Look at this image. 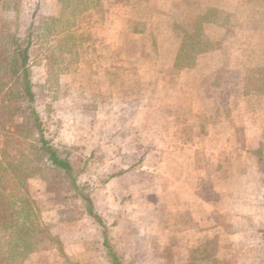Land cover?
Returning a JSON list of instances; mask_svg holds the SVG:
<instances>
[{
	"label": "rangeland",
	"instance_id": "374dc122",
	"mask_svg": "<svg viewBox=\"0 0 264 264\" xmlns=\"http://www.w3.org/2000/svg\"><path fill=\"white\" fill-rule=\"evenodd\" d=\"M199 1L0 0V96L20 111L3 128L0 102L19 212L0 220V264H111L41 137L80 171L121 264L182 261L189 231L190 264H264V0ZM26 47L33 100L12 71ZM7 164L33 171L28 193Z\"/></svg>",
	"mask_w": 264,
	"mask_h": 264
},
{
	"label": "trees",
	"instance_id": "16d2710c",
	"mask_svg": "<svg viewBox=\"0 0 264 264\" xmlns=\"http://www.w3.org/2000/svg\"><path fill=\"white\" fill-rule=\"evenodd\" d=\"M2 1L5 4L4 6H7V4L10 2V0H2ZM10 58L8 57L7 53H5L2 56H0V63L8 61V59ZM28 61H29V54H28V47H26L25 49H21L20 53H18V55H14L13 59H11V63L13 65L12 71L17 73L18 71L22 69V71L25 73L24 80H25V87L27 89V94L29 95L30 100H33L34 93L31 92L32 84L28 76L29 75V69L27 67ZM2 85L4 86L6 85V83H0V91L3 90ZM10 95H12V91L8 93H4V95L0 96V100H1L0 102H1V105H3L2 110L6 109L5 110L6 111V117H5L6 121L2 119L3 128H6V126L8 125H14L13 118H15L16 114L20 112V111L18 112V106H16L15 108L16 110H15L13 109V107H9L10 105H7L6 103H4L6 98L7 99L10 98ZM41 125L42 123L40 121H37V126L39 128L41 127ZM23 126L24 127L27 126V121L24 122L23 125H21L20 127H23ZM5 151H3L4 154H6ZM38 152H40L41 157H44L45 155H47L48 156L47 159L51 161L50 166L52 165L53 167H56L57 169H59V171L63 170L64 175H66L70 179V182H69L70 184H68L69 185L68 192H70V194H72L73 198L75 197L76 200L81 199L82 200L81 204L84 207L85 211L88 213L90 217H92L98 222L100 228L103 231L104 240H105L104 245H105V248L108 249V254L111 258V264H121L122 255L120 254V252L118 253V251L112 245L113 243L111 244L110 242V239H112L111 238L112 231H110L108 227L105 225L106 220L103 217V215L100 214L96 210L95 205H94V196L91 195L90 191H87V193L84 191V189H88V188H85L86 185H80L77 182V175L79 174L80 171H75L72 162L67 157L61 154V151L59 150V148L48 144V140H46L44 137H41V146L39 147ZM2 167H3V171L7 169V171H5L4 174L7 172L9 173L11 179L14 178L15 180H18L19 182L17 183L19 185L24 186L28 193L29 187H28V181H26V179L29 176L31 177L35 175L33 171H24L20 166H17V165L15 168L13 167V165H9V164H7L6 166L2 165ZM10 167L14 168L13 175L12 173H10ZM0 183L3 184L1 178H0ZM21 189H23V187ZM8 190H9V186L7 185H3L2 188H0V220H2L4 217L5 219L8 220V218L12 217L14 214H19V212L16 211L15 209L12 211L10 207L11 199H9V196L6 193ZM34 203L36 204L38 203V198L35 197ZM35 215L39 216V211ZM15 221L13 223V226L16 224ZM45 226L48 227L46 223H45ZM38 242L40 241L35 240L34 249L32 250L39 248L37 246Z\"/></svg>",
	"mask_w": 264,
	"mask_h": 264
},
{
	"label": "crops",
	"instance_id": "0c3cea01",
	"mask_svg": "<svg viewBox=\"0 0 264 264\" xmlns=\"http://www.w3.org/2000/svg\"><path fill=\"white\" fill-rule=\"evenodd\" d=\"M237 1V0H236ZM199 3H201V4H203V3H205L203 0H201V2L199 1ZM215 6V5H214ZM218 8H220V7H218ZM222 10V9H221ZM224 11L227 13V14H229L230 15V18H231V20L229 21L233 26H235L234 25V21H232V15H233V13H235V11H234V9H229V10H226V9H224ZM218 12H220V11H218ZM212 13H216V11L214 10ZM238 175V174H237ZM235 176V178H237L238 176ZM184 214V213H183ZM195 219H192V222H191V227H192V229H195V224H197L195 221H194ZM198 220H200V219H198ZM197 226V225H196ZM193 231H189V245H188V248L187 247H185L184 248V250H183V258H182V256H181V259H182V261H180V260H178L177 262H175V264H185L186 263V259H185V254H186V249H188V257H189V264L190 263H192V261H197L198 260V257H196V258H193L192 257V259H191V253L192 252H195V254H199V248L197 247V245L194 247L193 246V244H197V240H198V237L197 236H195L194 238H192V233ZM200 252H201V250H200Z\"/></svg>",
	"mask_w": 264,
	"mask_h": 264
}]
</instances>
